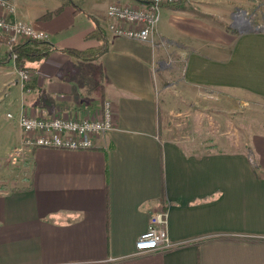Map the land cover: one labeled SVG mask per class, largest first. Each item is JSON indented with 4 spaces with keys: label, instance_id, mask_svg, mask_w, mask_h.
Segmentation results:
<instances>
[{
    "label": "crops",
    "instance_id": "1",
    "mask_svg": "<svg viewBox=\"0 0 264 264\" xmlns=\"http://www.w3.org/2000/svg\"><path fill=\"white\" fill-rule=\"evenodd\" d=\"M8 1L58 50L30 64L27 82L11 58L0 62V264H264V31L248 21L237 33L203 4L177 0L161 6L144 42L116 35L106 14L136 0ZM96 28L106 39L97 58L61 50L98 46L88 37ZM178 62L172 101L187 116L195 103L199 116H232L225 148L196 151L160 135L171 99L160 82ZM105 99L114 127L92 148L23 146L19 113L93 117ZM161 209L172 246L136 253Z\"/></svg>",
    "mask_w": 264,
    "mask_h": 264
},
{
    "label": "built area",
    "instance_id": "2",
    "mask_svg": "<svg viewBox=\"0 0 264 264\" xmlns=\"http://www.w3.org/2000/svg\"><path fill=\"white\" fill-rule=\"evenodd\" d=\"M137 6L112 3L106 14L115 22L109 25L118 36L140 41H152L160 8L163 4L177 0H136ZM14 6L8 0H0V47L11 51L14 43L24 40H47L46 33L33 25L14 18ZM14 54L10 55L13 60ZM23 82L30 81L32 72L18 70ZM8 118H13L7 113ZM16 122L22 131L25 147H47L61 150H85L94 146V138L110 131L113 127L111 102L103 100L99 112L93 117L68 118L60 114L32 115L19 113ZM135 252L145 253L164 250L172 246L167 233V212L165 209L150 214L147 228L135 240Z\"/></svg>",
    "mask_w": 264,
    "mask_h": 264
},
{
    "label": "rangeland",
    "instance_id": "3",
    "mask_svg": "<svg viewBox=\"0 0 264 264\" xmlns=\"http://www.w3.org/2000/svg\"><path fill=\"white\" fill-rule=\"evenodd\" d=\"M192 2L203 4L208 14H212L217 20H222L227 29L243 33L246 28L240 23L244 24L249 21L251 26L258 27V30L252 31H264V0H193ZM179 64L178 62V66L173 69L170 68L171 66H167L169 67L167 75L160 82L161 90L165 89L168 98H171L167 103L166 115L160 116V135L167 134L176 140L181 139L196 151L208 152L220 147L225 148V144H230V136L227 131L237 124L236 120H232V116H199L198 113L202 110L197 103L190 107L192 115L187 116L185 112L188 106L179 104L176 98L172 101L175 92L169 82L176 80L181 75L182 64ZM246 127V116H240L238 119L240 132H246ZM237 139L241 146L245 138L240 133ZM25 162L27 164L21 173L22 176L24 175V183H27L30 164L29 160H25Z\"/></svg>",
    "mask_w": 264,
    "mask_h": 264
},
{
    "label": "trees",
    "instance_id": "4",
    "mask_svg": "<svg viewBox=\"0 0 264 264\" xmlns=\"http://www.w3.org/2000/svg\"><path fill=\"white\" fill-rule=\"evenodd\" d=\"M88 37L97 38L100 44L96 47L79 50L75 48H62L61 50L70 56L80 59H95L106 50V39L102 31L98 28L94 30ZM58 50L48 40H24L14 43L11 51L7 55L0 58L1 63H6L11 54H14V65L17 70H30L31 63H38L45 59L50 53Z\"/></svg>",
    "mask_w": 264,
    "mask_h": 264
},
{
    "label": "water",
    "instance_id": "5",
    "mask_svg": "<svg viewBox=\"0 0 264 264\" xmlns=\"http://www.w3.org/2000/svg\"><path fill=\"white\" fill-rule=\"evenodd\" d=\"M247 26L249 27L248 29H251V30H258V27H254V26H251V23H247Z\"/></svg>",
    "mask_w": 264,
    "mask_h": 264
}]
</instances>
